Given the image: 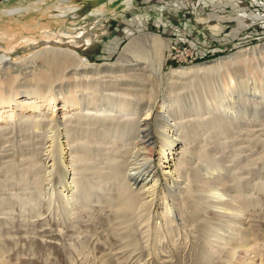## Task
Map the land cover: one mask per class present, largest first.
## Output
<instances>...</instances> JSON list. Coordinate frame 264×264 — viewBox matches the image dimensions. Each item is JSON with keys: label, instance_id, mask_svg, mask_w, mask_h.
<instances>
[{"label": "bare ground", "instance_id": "bare-ground-1", "mask_svg": "<svg viewBox=\"0 0 264 264\" xmlns=\"http://www.w3.org/2000/svg\"><path fill=\"white\" fill-rule=\"evenodd\" d=\"M165 48L169 50V45L160 35L140 32L112 62H91L73 50L46 47L22 59V65L1 64L0 107L9 110L0 114V211L8 210L4 214L9 215L15 207L39 204L43 191H25L33 175L34 183L47 181L48 195L58 196L70 208L78 202L101 200L124 226L123 245L135 249L139 238H145L151 249L148 256L162 251L166 259L177 258L178 243L182 244L178 240L187 242L193 237L198 247L196 264H210L224 251L230 261L239 250L250 248L264 263V215L246 210L257 203L259 174L256 168H248L250 162L242 164L257 151L234 142L239 146L231 159L236 165L231 166L221 165L223 158L216 157L214 149L206 145L200 151L204 164L192 166L188 156L196 135L189 128L201 127V134L208 136L214 130L239 128L237 118L258 112L249 106L251 102L264 114V85L256 87L248 83L251 76L246 77L231 86L230 92L209 101L194 121L184 120L196 113L179 106L173 95L169 104L162 101L159 126L164 132H157L161 136L158 141L151 125L153 105L142 100L146 99L150 73L160 86ZM256 52L257 48H249L227 59L171 68L169 78L205 70L217 72L226 66L227 71L220 76H228L231 65ZM132 56L136 65L127 63ZM3 58L0 54V61ZM259 82L264 84V72ZM56 95L67 108L59 117L45 111ZM179 107L183 112L172 117V111ZM156 156L163 167L162 176L154 165ZM174 201H191L199 210H176ZM210 206L220 210H203ZM149 207L156 210H147ZM143 221L146 229L139 237L136 230ZM0 223L7 222L2 218ZM12 233L0 225V264L18 257L16 251L9 252L10 243L16 244Z\"/></svg>", "mask_w": 264, "mask_h": 264}, {"label": "rangeland", "instance_id": "rangeland-1", "mask_svg": "<svg viewBox=\"0 0 264 264\" xmlns=\"http://www.w3.org/2000/svg\"><path fill=\"white\" fill-rule=\"evenodd\" d=\"M13 8L19 10L10 12L9 10ZM252 20L254 27L252 33L239 35V39H233L228 35L237 23L242 25L239 21H245L249 25ZM175 27L178 28V32L173 29ZM140 32L156 33L169 45V50L164 49L165 59L161 72L163 78L160 86L155 74L150 73L146 99L142 100L153 105L151 125L158 141L161 140V136L157 132H164L159 126L162 124L160 118L162 101L169 104L173 95L178 98L179 106L190 107L196 113L185 117L184 120L194 121L200 118V112L204 111L209 101L217 95L230 92L231 86L240 84L246 77L251 76L248 83H254L256 87L264 85L259 82V77L264 72V0H0V54L4 56L0 65L9 62L22 65V59H28L33 53L46 47L70 49L91 62H112L118 59L120 51L129 39ZM197 32L210 38V42L215 44L213 46L221 49L215 48L214 53L197 57L198 51L204 47L201 43H198V48L190 46L192 36ZM179 41H182V44ZM227 46L230 48L222 50ZM249 48H257L256 54L251 53L245 56V61L229 66L231 71L228 76H220L228 68L226 66L217 72L205 70L169 78L171 68L227 59L234 53ZM179 52L188 53V59L195 55L196 58L181 60L183 58L178 55ZM133 58L130 57L131 61L127 63L135 64ZM63 104L61 96L56 95L54 103L46 105L45 111L48 110V114L59 117L67 109ZM249 106H254L253 109L258 112L250 111L245 117L241 115L237 118L239 128L230 127L226 132L214 130L209 136L207 133L201 134L203 131L201 127L189 128L196 135L189 144L191 151L188 156L192 166L204 164L200 151L202 146L206 145V148L214 149L216 157L223 158L221 165L231 166L236 165L231 159L234 150L239 146L233 145L234 142L248 145L253 153L256 150L254 156L242 163L250 162L248 168H256L260 184L257 203L248 206L250 208L246 210H256L263 217L264 114L255 103L251 102ZM7 109L9 110L7 106L0 107V114L4 115ZM14 109L20 110L19 107ZM28 109L30 108L24 111ZM179 110L180 107L172 111V117L183 112ZM254 141L255 144L252 143ZM155 158L154 165L162 176L163 167L159 157ZM183 171L184 168L180 169V172ZM35 179L36 176L30 175L25 191L33 194L43 191L44 196L42 193L39 195L38 205L26 209L15 207L9 215L4 214L10 212L8 210L0 211V219L4 218L7 222L0 225L10 228L13 232L11 236L16 239L15 245L10 243L9 252L13 254L16 251L18 257H13L9 264L197 263L199 258L198 247L195 245L197 240L193 237L187 242L178 240L182 244L178 243L177 258L166 259V252L162 251H156L157 255L151 252L148 256L151 249L148 248L149 244L145 238H139L135 249L123 245L124 226L119 224L120 219L115 218L113 210L101 200L78 202L70 208L58 196L48 195L46 189L50 184L48 185L47 181L39 184L34 183ZM178 179L181 181V177ZM46 185L48 187H45ZM223 198L226 199L227 196ZM174 202L173 207L176 210H199L191 201L181 204ZM215 207L210 206L203 210H220ZM147 210L156 209L149 207ZM262 223L264 229V217ZM144 228V221L137 226L139 237L140 231H144ZM241 250L235 254L234 259L231 258V262L225 258L227 254L224 251L210 264H264L254 257L252 248L249 251ZM159 257L162 259L159 260Z\"/></svg>", "mask_w": 264, "mask_h": 264}, {"label": "crops", "instance_id": "crops-1", "mask_svg": "<svg viewBox=\"0 0 264 264\" xmlns=\"http://www.w3.org/2000/svg\"><path fill=\"white\" fill-rule=\"evenodd\" d=\"M239 23H241L242 25H239L238 23L236 24V27L231 29L230 33L228 35L231 36V38L233 39H239V35H244L245 33H252L253 31V26L246 24L245 21H242ZM175 31L178 32V28H173ZM223 29V27H222ZM214 39V38H212ZM221 39H225V37H221ZM210 38H206V36H201V34H199V32H197L196 34H193L192 36V40L190 42V46L193 47V48H198V43H201L202 45H204V47L198 51V55L197 57H204L205 55L207 54H210V53H214V51L216 50L215 48H218V47H214L213 45H215L214 43H211L210 42ZM199 41V42H198ZM174 42V41H172ZM180 44H182V41H179ZM211 43V44H210ZM230 47L227 46L225 48H222V50H226V49H229ZM218 49H221V48H218Z\"/></svg>", "mask_w": 264, "mask_h": 264}, {"label": "built area", "instance_id": "built-area-1", "mask_svg": "<svg viewBox=\"0 0 264 264\" xmlns=\"http://www.w3.org/2000/svg\"><path fill=\"white\" fill-rule=\"evenodd\" d=\"M254 20V19H253ZM253 20L251 21V23H250V25L251 26H253ZM175 50V52L177 51V48L176 49H174ZM187 54L188 53H185V52H179V54L178 55H180V57H182L183 59H181V60H194V58H196V55L195 56H193V57H191L190 59H188L187 58Z\"/></svg>", "mask_w": 264, "mask_h": 264}]
</instances>
